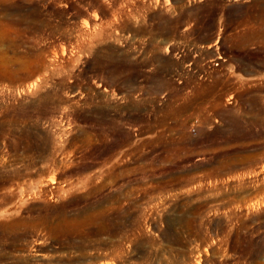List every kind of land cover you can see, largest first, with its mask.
<instances>
[{
  "label": "rangeland",
  "instance_id": "obj_1",
  "mask_svg": "<svg viewBox=\"0 0 264 264\" xmlns=\"http://www.w3.org/2000/svg\"><path fill=\"white\" fill-rule=\"evenodd\" d=\"M0 264H264V0H0Z\"/></svg>",
  "mask_w": 264,
  "mask_h": 264
},
{
  "label": "built area",
  "instance_id": "obj_2",
  "mask_svg": "<svg viewBox=\"0 0 264 264\" xmlns=\"http://www.w3.org/2000/svg\"><path fill=\"white\" fill-rule=\"evenodd\" d=\"M193 128H194V127H193ZM193 128H192V129H193ZM193 130H194V129H193Z\"/></svg>",
  "mask_w": 264,
  "mask_h": 264
},
{
  "label": "bare ground",
  "instance_id": "obj_3",
  "mask_svg": "<svg viewBox=\"0 0 264 264\" xmlns=\"http://www.w3.org/2000/svg\"><path fill=\"white\" fill-rule=\"evenodd\" d=\"M9 240V239H8Z\"/></svg>",
  "mask_w": 264,
  "mask_h": 264
}]
</instances>
